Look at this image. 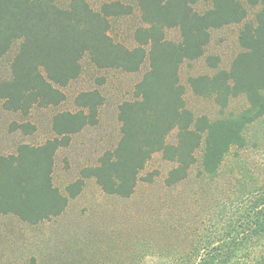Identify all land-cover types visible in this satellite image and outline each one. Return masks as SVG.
Instances as JSON below:
<instances>
[{
    "label": "trees",
    "instance_id": "obj_1",
    "mask_svg": "<svg viewBox=\"0 0 264 264\" xmlns=\"http://www.w3.org/2000/svg\"><path fill=\"white\" fill-rule=\"evenodd\" d=\"M135 1L142 26L135 30L136 46L130 49L110 35L113 19L132 14L129 5L109 2L96 11L87 0H69L67 8L54 0H0V58L18 43L10 79L0 82L4 110L28 115L33 107L63 103L66 96L60 88L81 75L85 56L97 69L125 73H136L148 62L134 87V100L119 105L118 143L96 166L80 171V178L66 187L68 196L53 185L54 157L71 136L97 124L104 102L98 90L79 93L74 99L77 111L53 115V138L0 155V214L31 225L59 217L86 178H93L105 194L128 198L139 172L158 152L175 165L165 180L174 185L187 178L201 145L198 175L213 180L221 176L232 152L239 159L237 151L255 147L248 144L247 134L254 124L264 125V0H245L258 9L239 32L242 51L229 70L189 79L193 93L212 98L220 112L231 99H246L240 113L213 121L185 108L179 68L185 60L203 56L211 30L243 22L247 8L240 0ZM200 2L210 8L196 11ZM172 29L179 32L177 42L166 38V30ZM207 60L216 66L217 59ZM12 128L34 130L28 123ZM173 131L175 143L170 144L167 137ZM257 170L243 167L223 178L211 207L167 264H264V178L254 175Z\"/></svg>",
    "mask_w": 264,
    "mask_h": 264
},
{
    "label": "rangeland",
    "instance_id": "obj_2",
    "mask_svg": "<svg viewBox=\"0 0 264 264\" xmlns=\"http://www.w3.org/2000/svg\"><path fill=\"white\" fill-rule=\"evenodd\" d=\"M120 2L132 7V14L111 21L110 35L128 48H134V32L142 26L135 0H87L98 11L104 3ZM248 10L241 23L210 31V41L202 57L185 60L179 68L185 108L195 117L209 120L232 117L246 108L243 96L231 99L220 112L212 98L193 93L189 79L200 75L212 76L220 70H229L235 56L242 51L238 41L243 24L252 22L258 8ZM59 8H67L69 0H54ZM195 10L202 13L210 8L198 3ZM166 38L179 41L178 30H166ZM18 49L15 43L0 58V82L10 79V64ZM217 59L211 66L208 58ZM81 75L66 87L60 88L66 99L48 108L33 107L28 115L4 110L0 100V155L15 153L21 144L37 146L54 137L53 115L78 110L75 97L84 91L98 90L104 102L98 110L95 126L84 128L71 136L68 146L60 148L54 157L53 185L68 196L66 187L80 178V171L96 166L98 158L115 148L120 138L119 105L134 100V87L148 68L145 61L136 73L115 69L100 70L85 56ZM28 123L31 133L13 129V124ZM176 131L167 142L175 143ZM249 151L232 152L221 171V176L207 180L198 175L202 159V145L196 150L195 165L185 180L167 185L168 172L175 166L154 153L138 174L133 194L128 198L105 194L93 178L84 179V186L75 198H69L65 212L49 221L31 225L13 215L0 214V264H167L177 249L188 239L190 229L200 223L214 196L218 194L223 178L241 168L258 170L254 175L264 178V125L254 124L247 134ZM248 171V170H246Z\"/></svg>",
    "mask_w": 264,
    "mask_h": 264
}]
</instances>
